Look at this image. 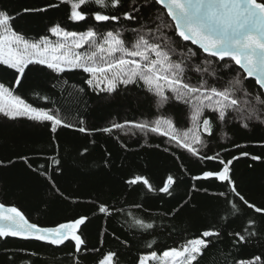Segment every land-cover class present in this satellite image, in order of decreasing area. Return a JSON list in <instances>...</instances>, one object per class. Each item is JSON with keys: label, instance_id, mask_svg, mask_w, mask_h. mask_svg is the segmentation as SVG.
Returning a JSON list of instances; mask_svg holds the SVG:
<instances>
[{"label": "snow or ice", "instance_id": "obj_1", "mask_svg": "<svg viewBox=\"0 0 264 264\" xmlns=\"http://www.w3.org/2000/svg\"><path fill=\"white\" fill-rule=\"evenodd\" d=\"M61 4L70 6L67 17L70 22L76 24L92 18L95 25L84 31H75L54 22L47 26L46 34L38 37L26 35L14 27L13 22L24 14H45L58 9ZM89 4L100 10L85 11ZM154 6L159 7L149 17L141 15L144 7ZM122 8L126 10L120 11ZM121 21L136 26L99 30L100 25L119 24ZM125 33L131 34L130 40L125 38ZM178 41L181 42L179 45ZM182 42H191L197 50L187 48L186 52L183 51L186 46ZM201 54H206L202 60ZM0 66L16 74L13 83L0 82V115L10 120L24 118L48 124L51 133L60 128H75L81 133L121 130L133 135L139 131L145 137L152 133L166 138L169 146L183 149L201 162L219 160L222 165L219 170H205L192 179L215 178L227 182L238 202L259 214L248 218L240 230L227 232L237 252L253 239H264V207L250 203L238 191L231 176L230 165L239 157L233 156L225 161L219 152L212 155L202 152L220 124L238 120L244 129H249L254 121L264 125V0H59L58 3L46 0L41 7L23 8L17 13L0 7ZM30 66H43L57 77L80 70L88 74L85 83L97 94L112 95L130 86L141 88L154 99L156 114L152 119L113 122L107 127L92 130L83 126L85 121L81 118L77 126L61 115L60 108L37 107L17 94L31 70ZM192 74L197 77L195 81ZM250 78L254 81L253 90L248 87ZM52 87L56 88L57 83ZM36 96L43 101L50 100L46 95L36 93ZM170 105L184 106L187 127H178L176 117L166 113V107ZM163 150L169 152L171 148L164 147ZM87 151V148L83 150ZM240 155L249 156L250 153L241 152ZM20 159L25 163L29 160L27 156ZM50 159L51 165L61 163L55 157ZM251 159L256 161L262 157L251 155ZM12 163V160L8 161V164ZM0 166H4L3 160H0ZM28 166L32 167L30 163ZM44 167L39 166L40 169ZM40 174L47 175V172ZM48 178L51 180L50 176ZM125 183L143 184L148 192L157 190L144 175H135ZM175 184L177 178L169 174L158 190L171 196ZM192 190L201 189L193 185ZM202 190L208 191L206 188ZM218 195L225 197L228 194L220 192ZM238 202L228 201L232 215L240 212ZM132 207L140 209L143 206L135 204ZM97 208L98 213L105 217L125 214L130 218V226L143 232L155 227L154 222H147L133 211L125 212L124 208H112L104 202H100ZM178 211L179 208L173 209L172 214ZM88 221V216L81 215L55 226H40L30 222L19 207L0 202V239L15 237L57 247L71 242L74 245V264H79L81 252L100 251L99 248L87 247L82 226ZM105 231L100 232L101 246L105 243ZM112 235L126 249L129 247L127 239L121 240L115 233ZM221 238L222 229L210 227L163 251L151 250L156 244L153 239L146 245L149 250L140 252L134 264H201L206 250ZM231 257L230 260L225 258V264H264V251L251 258H237L235 254ZM8 260L9 264H15L11 256ZM96 264H123V261L118 252L108 250L102 253Z\"/></svg>", "mask_w": 264, "mask_h": 264}, {"label": "trees", "instance_id": "obj_2", "mask_svg": "<svg viewBox=\"0 0 264 264\" xmlns=\"http://www.w3.org/2000/svg\"><path fill=\"white\" fill-rule=\"evenodd\" d=\"M45 2L0 0V7L17 13L23 8L41 7ZM51 2L58 3L59 0ZM158 7H144L141 15L147 18ZM84 10L100 9L89 4ZM123 10L126 9L120 11ZM69 14L70 6L61 4L58 9L45 14H24L13 24L16 30L32 37L46 34L47 26L54 22L75 31H84L95 25L92 18L74 24L68 20ZM122 26L130 28L136 25L127 21L119 24L112 22L100 25L99 30H115ZM125 38L130 40L131 34L125 33ZM180 43L178 41V45ZM182 43L186 46L183 48L185 52L187 48L197 50L191 42ZM204 56L206 54H201V60ZM30 67L17 94L37 107L60 108L61 115L77 126L81 118L85 121L83 126L92 130L107 127L113 122L152 119L156 114L154 99L141 88L130 86L112 95L97 94L85 83L88 74L80 70L65 72L57 77L43 66ZM15 75L12 70L0 66V82L11 84ZM192 75L195 81L197 77ZM64 80L68 83L64 84ZM53 83H57L56 88L52 87ZM253 85L254 81L250 78L249 90H253ZM80 88L84 91L80 92ZM36 93L49 96L50 100H40ZM166 113L176 117L178 127L188 126L184 106H167ZM241 123L233 120L218 125L208 147L202 152L208 155L219 152L225 161L238 156L239 159L233 160L230 165L238 191L250 203L264 207V125L254 121L249 129H244ZM157 144L161 147L157 148ZM164 147L171 150L165 152ZM85 148L87 152H83ZM241 152L250 155L241 156ZM251 155L261 156L262 159L254 161ZM21 156H27L28 163L21 160ZM51 157L59 159L60 165H51ZM0 160L4 161V166H0V202L18 206L31 221L42 226H55L81 215L89 217L86 225L82 226L83 237L89 249L99 248L100 251L81 252L79 264H96L102 253L108 250L118 252L123 264H134L140 252L149 250L146 245L153 239L156 244L151 250L163 251L210 227L222 229V238L206 250L201 264H225V258L230 260L231 254L237 258H251L264 251V239H253L237 252L227 235V232L240 230L248 218L258 217L259 214L238 202L227 182L215 178L192 179L205 170H219L222 167L219 160L201 162L183 149L169 146L166 138L155 134L149 133L145 137L139 131L133 135L121 130L81 133L75 128H60L51 133L48 124L24 118L10 120L0 115ZM9 160L13 163L8 164ZM40 165L45 167L40 169ZM44 171L47 175L40 174ZM169 174L177 178L171 196L158 190ZM135 175L148 177L157 190L148 192L143 184L125 183ZM193 185L201 190L193 191ZM205 188L207 192L202 190ZM220 192L228 195L221 197L218 195ZM229 200L238 202L240 212L232 215ZM100 202L112 208H124L125 212L133 211L147 222H154L155 227L147 232L135 229L130 226V218L123 213L105 217L98 213ZM135 204L143 207L136 209L132 207ZM176 208L179 211L172 214ZM126 220L129 222L125 223ZM103 229H106L105 243L101 246L99 238ZM112 233L120 236L121 240L127 239L129 247L126 249ZM33 252L36 255H31ZM73 252L71 242L57 247L15 237L0 239V264H9L10 256L15 264H74Z\"/></svg>", "mask_w": 264, "mask_h": 264}, {"label": "water", "instance_id": "obj_3", "mask_svg": "<svg viewBox=\"0 0 264 264\" xmlns=\"http://www.w3.org/2000/svg\"><path fill=\"white\" fill-rule=\"evenodd\" d=\"M5 204V203H4ZM5 205H10V204H5ZM18 207V206H17ZM21 210V209H20ZM22 211V210H21ZM26 215V214H25ZM27 216V215H26ZM28 217V216H27ZM29 219V218H28ZM30 220V219H29ZM30 222H33V221H31L30 220ZM33 223H35V222H33ZM40 226H42V225H40ZM45 227H51V226H45ZM66 243V242H65Z\"/></svg>", "mask_w": 264, "mask_h": 264}, {"label": "rangeland", "instance_id": "obj_4", "mask_svg": "<svg viewBox=\"0 0 264 264\" xmlns=\"http://www.w3.org/2000/svg\"><path fill=\"white\" fill-rule=\"evenodd\" d=\"M54 39V38H53Z\"/></svg>", "mask_w": 264, "mask_h": 264}]
</instances>
